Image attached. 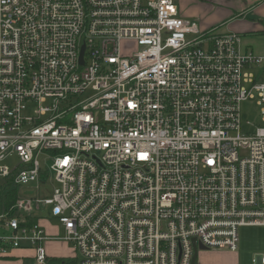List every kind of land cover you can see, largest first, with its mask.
<instances>
[{
	"label": "built area",
	"instance_id": "obj_1",
	"mask_svg": "<svg viewBox=\"0 0 264 264\" xmlns=\"http://www.w3.org/2000/svg\"><path fill=\"white\" fill-rule=\"evenodd\" d=\"M243 226H264V53L174 0H0V264H49L50 240L76 264H192Z\"/></svg>",
	"mask_w": 264,
	"mask_h": 264
},
{
	"label": "crops",
	"instance_id": "obj_2",
	"mask_svg": "<svg viewBox=\"0 0 264 264\" xmlns=\"http://www.w3.org/2000/svg\"><path fill=\"white\" fill-rule=\"evenodd\" d=\"M174 1L180 15L183 18L196 20L202 30L217 28L220 32L232 31L239 33L242 36L243 50L264 53V0ZM45 221L46 219L43 218L38 222L42 226L46 223ZM57 229L59 228L55 226L45 230L46 232L49 230L56 232ZM60 231L62 232L61 229ZM45 247L49 259L68 258L77 262L78 254L76 252L65 256L55 255L53 248L49 247L48 244L47 246L45 244ZM240 248L238 246V249L234 251L221 249L200 250L197 253L195 264H262L261 256H264L263 253H254L251 257H248L247 254L243 256ZM14 254L24 257L23 259L20 258L19 263L29 264V261H26L25 258L26 256H32L33 251L31 249L15 250Z\"/></svg>",
	"mask_w": 264,
	"mask_h": 264
},
{
	"label": "rangeland",
	"instance_id": "obj_3",
	"mask_svg": "<svg viewBox=\"0 0 264 264\" xmlns=\"http://www.w3.org/2000/svg\"><path fill=\"white\" fill-rule=\"evenodd\" d=\"M246 121L251 122L253 125L252 127L246 126ZM241 122H242V128L253 130L256 126L263 125V123L260 120V113H259V107L256 106L255 102L252 100L244 101L241 104ZM42 162V166L46 167L50 163L48 160L47 164L44 166V161L40 159ZM6 163L9 165H12L15 163V159L11 158L6 160ZM57 186L56 182L51 178L48 180L45 184L39 183V182H32L28 184H24L21 186L15 187V194H17L18 197H25V196H34L37 198H45L50 197L53 193L54 187ZM48 210V209H47ZM47 210L40 211L38 213V217L45 218L46 223L42 225L45 229H50V227H57L56 221L49 217V214ZM49 236H59L61 235L60 228L56 230V232H52V230H49L47 232ZM239 236H240V252L243 256L248 255V257H251L254 253H263L264 254V227L261 226H243L239 228ZM48 242H54V243H48ZM46 246L48 244L49 247L53 248L55 255H70L75 254L76 251H74L73 246L71 243L63 240L58 241H47ZM72 251H71V250ZM246 250V251H245Z\"/></svg>",
	"mask_w": 264,
	"mask_h": 264
},
{
	"label": "trees",
	"instance_id": "obj_4",
	"mask_svg": "<svg viewBox=\"0 0 264 264\" xmlns=\"http://www.w3.org/2000/svg\"><path fill=\"white\" fill-rule=\"evenodd\" d=\"M50 264H76V260L68 258H53L48 260Z\"/></svg>",
	"mask_w": 264,
	"mask_h": 264
},
{
	"label": "water",
	"instance_id": "obj_5",
	"mask_svg": "<svg viewBox=\"0 0 264 264\" xmlns=\"http://www.w3.org/2000/svg\"><path fill=\"white\" fill-rule=\"evenodd\" d=\"M199 249L200 250H206V248H204L203 246H200ZM196 256H197V251L195 250V253H194L193 258H192V264H194V262L196 260Z\"/></svg>",
	"mask_w": 264,
	"mask_h": 264
}]
</instances>
